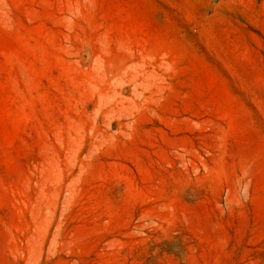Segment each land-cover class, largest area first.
Listing matches in <instances>:
<instances>
[{"label": "rangeland", "instance_id": "rangeland-1", "mask_svg": "<svg viewBox=\"0 0 264 264\" xmlns=\"http://www.w3.org/2000/svg\"><path fill=\"white\" fill-rule=\"evenodd\" d=\"M0 264H264V0H0Z\"/></svg>", "mask_w": 264, "mask_h": 264}]
</instances>
